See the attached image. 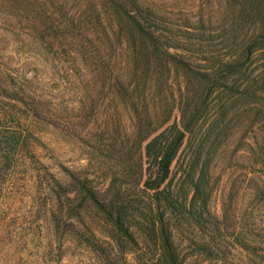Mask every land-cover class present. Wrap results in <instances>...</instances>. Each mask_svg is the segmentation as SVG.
Instances as JSON below:
<instances>
[{
	"label": "rangeland",
	"instance_id": "374dc122",
	"mask_svg": "<svg viewBox=\"0 0 264 264\" xmlns=\"http://www.w3.org/2000/svg\"><path fill=\"white\" fill-rule=\"evenodd\" d=\"M140 7L178 37L182 48L170 54L197 74H216L210 83L187 76L172 57L163 83L161 45H135L127 31L116 53L111 27L110 36L85 43L65 29L77 16L70 3L66 19L49 12L72 51L70 62L59 59L58 40L35 39L27 16L0 0V71L32 79L56 113L70 114L50 122L12 106L34 144L0 197V264H168V252L177 264H264V0H140ZM40 22L33 26L42 29ZM248 45L253 53L242 64L226 63ZM76 48L89 57L100 48L104 57L86 63ZM105 62L108 75L98 70ZM103 75L119 77L128 99ZM162 122L139 143L141 126ZM165 130L184 138L161 179L144 153Z\"/></svg>",
	"mask_w": 264,
	"mask_h": 264
},
{
	"label": "trees",
	"instance_id": "16d2710c",
	"mask_svg": "<svg viewBox=\"0 0 264 264\" xmlns=\"http://www.w3.org/2000/svg\"><path fill=\"white\" fill-rule=\"evenodd\" d=\"M3 3L6 7H9V12H18L21 13L23 17L27 16L29 21V32L31 30L35 39L40 38L44 40L47 35L51 34L54 40H58L59 43H57V45L60 46L58 52L59 59L64 57L70 62L73 60V57L70 55L72 51L69 50V46L64 43L65 35L60 34L59 29H56L54 24L55 18L50 15L49 12L54 14L58 13L59 17L66 19L65 17L68 10L67 4L70 3L74 6L77 16H71L66 19L69 27L65 29L69 31L72 30L76 36H79L85 43H93L92 34H95L99 39H102L104 36H110L111 32L108 27H111L113 30L111 35L112 38H109L108 41L112 43L111 49L114 53L117 51L118 42H121L125 35L124 31H127L126 36L135 45L138 44L140 40H142L143 43L161 45L163 51L160 52V54L163 57L167 56V58H161L159 60L161 63H163V61L165 62L166 72L158 71L157 74L159 78H162L163 83H165L169 77V60L171 57L176 60L178 63L177 66H180L181 70L189 77L198 75L202 80L209 82V80H213V77L216 75L215 73L197 74L191 63L170 54L167 49L182 48L181 45L177 44V42H179L177 41L178 37L173 39L164 21L156 24V20L154 21L151 17L158 19V15H153L152 9H149V11L148 9H146V11L141 9L140 0H61V3L57 0H3ZM50 9L53 11H49ZM38 20L41 21L40 24L44 25L42 29H39L37 25L33 26V23L36 24ZM76 49L83 52L82 57L86 63L93 57L99 59H103L104 57L102 55L103 50L100 48H94L93 52L95 55L90 57L86 55V50H83L84 48ZM252 53V48L248 45L245 51L242 50V55L235 57V62L229 60L226 63L232 64V67H234L235 64L240 65L243 63V58L250 57ZM226 65H224V67H226ZM62 67L64 68V65ZM98 70L100 74L106 73V75H108V73L113 71V68L108 62H105L98 65ZM106 75H103L105 78L104 81L107 80L112 82L108 83L109 87L125 93L128 99L129 90L119 83L120 78H115L113 75ZM140 80L139 78V81ZM134 82L138 85L137 81ZM143 82H145V80H143ZM156 82H158L157 79ZM33 84L34 82L30 78L26 79L25 83H20L19 76L10 74L3 75V72L0 71V197L4 194L10 177L14 175L15 167L18 166L19 162L21 163L25 160L27 157L25 154L31 152L34 144V139L32 143V139L29 138V132L32 130L31 127L28 125L27 130L24 128V122H22L23 117L19 116L20 114L17 113L16 108L12 106L20 103L29 116L43 119L44 121L52 122L53 118L70 120V114L67 111L66 116L58 114L54 111V104L51 101L47 99L42 100V98L38 96L37 90ZM103 84L106 86L107 82H103ZM136 85L133 86L132 92L137 88ZM204 87L209 88V85H204ZM152 124L153 123H150L149 126H152ZM162 124L163 122L156 125L153 124L151 129L141 126L139 129V143L146 141ZM183 138L184 132L178 131L177 133H173L172 130H165L147 143L144 154L148 159L158 164V174H160L161 179H165L169 175L171 164L176 158ZM143 157L144 156H141V158ZM73 178L81 187L84 197H88L94 204L99 205L103 210H107L98 197L90 191L80 179ZM49 181L51 182V179H49ZM52 182L56 183L57 181L52 179ZM55 183L52 184L53 187ZM168 255L170 259L168 264H177L174 253L168 252Z\"/></svg>",
	"mask_w": 264,
	"mask_h": 264
}]
</instances>
